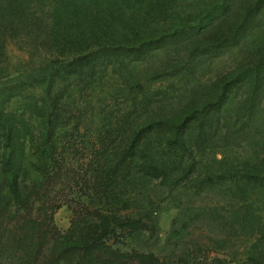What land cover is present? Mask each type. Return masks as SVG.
I'll list each match as a JSON object with an SVG mask.
<instances>
[{
  "label": "rangeland",
  "instance_id": "1",
  "mask_svg": "<svg viewBox=\"0 0 264 264\" xmlns=\"http://www.w3.org/2000/svg\"><path fill=\"white\" fill-rule=\"evenodd\" d=\"M63 1H0V212L6 215L0 223L5 241L15 237L24 211L11 191L17 178L24 199L32 189L42 197L34 204L32 219L47 237L43 264H78L82 248L100 244L126 259L102 254L95 264H264V180L249 176L264 175V81L256 96L241 85H232L224 96L239 49L230 46L197 57L193 49L199 45L186 41L126 66L118 64L131 53H98L99 61L82 75L76 73L60 88L57 83L50 99L43 77L54 67L89 52L90 43H95L92 49L130 43L123 24L116 37L94 32L84 7L76 13ZM179 1L185 14L195 13L189 18L194 22L188 21L195 26L219 7L232 3L234 12L261 2ZM116 4L128 13L142 9L138 0ZM212 30L199 42L220 39L222 31ZM243 31L264 54V11ZM68 32L81 33L77 49ZM93 34L98 38L91 41ZM210 101L219 104L208 109ZM196 109L202 113L186 130L193 160L183 166L163 161L170 133H148L138 149H130L142 129L163 121L178 124ZM58 110L67 124L50 139L45 111ZM9 128L16 131L13 145L5 136ZM120 152L134 157L132 174L108 190L95 189L96 176L88 164L93 159L109 166ZM61 157L71 166L66 179L47 180L40 174L39 169ZM9 158L18 163L17 170L7 164ZM185 169L190 176L178 183ZM234 172L244 191L220 178ZM140 255L147 258L141 261Z\"/></svg>",
  "mask_w": 264,
  "mask_h": 264
},
{
  "label": "trees",
  "instance_id": "2",
  "mask_svg": "<svg viewBox=\"0 0 264 264\" xmlns=\"http://www.w3.org/2000/svg\"><path fill=\"white\" fill-rule=\"evenodd\" d=\"M117 1L119 0L63 1V4L70 5L76 13L84 7V11L90 14L89 19L91 18L88 20V25H90L88 28L92 29L94 32H101L105 35H109V37H116V35L121 32L120 28L123 24L124 28L128 30L125 36L130 40V43H112L103 47L104 49L102 47H99L101 49H92L95 43H90L91 50L89 52L87 51L84 54L80 53L81 55L76 59H72V61H68L65 66L54 67L53 72L48 75V77H43L44 82L47 84L46 91L50 99H52V89L54 90L56 88L57 83L59 87L60 84L63 85L64 82H70V80L74 79L76 73L77 75H82L87 67H91L99 61L100 58L96 56L98 53L103 51H124L131 53L132 55H128L124 63L118 64L119 66H126L141 59L146 60V58L152 57L156 50L162 49L166 45H174L186 41L193 42L196 46L199 45L193 49L197 57L200 54L216 52L230 46H235L239 49L240 57L233 68V73H231L228 78L231 80V83L224 92V96H226L228 89L232 85L247 86L250 94L252 93L253 96L258 92L259 88H262L264 81V54L258 48L251 46L243 30L252 18L255 19L257 14L264 11V0L255 4L253 8L247 5H241L237 7L234 12H232L234 9L232 3L223 9H221V7L214 9L215 7H213L212 9H214V11H209L211 12L209 14L210 16L206 17V19L197 26L192 25V23L189 24L190 22H194L189 20L190 15L195 13L191 12L185 14V12L182 11L184 9L179 7V0H138L142 4V9L139 13H128V9L116 4ZM226 2L228 4V1ZM63 4L60 6V10L65 12ZM234 14L236 17L233 21H230V19L234 17ZM114 15H117L118 18L113 17ZM62 19L64 18L62 17ZM118 21L121 25L116 23ZM221 24H223V26L220 27V29L218 26ZM181 26H183V28H180ZM215 27L216 31H222V33H220L222 34L220 35V39L219 37L217 39L209 38L204 42H199L203 35L205 38L211 35L214 32L212 29ZM88 28L86 27L87 30ZM217 28L219 29L217 30ZM54 29L57 30V27ZM93 35L91 41L98 38L96 34ZM67 38L70 40V45H74V49L82 45L76 41L77 38H81V33L79 35L75 32H68ZM105 60L112 61V58L105 57ZM189 65L185 67L187 70L189 69ZM95 66L97 67V65ZM98 67L95 72L98 71ZM57 90L59 91L60 89L57 88ZM218 102L219 101H210L206 104V108L212 109L219 104ZM59 111L60 110L54 113L45 111L47 112V114H45V130L50 139L56 136L58 128L67 124V121H61L62 119H60ZM201 113L202 109H196L190 116L186 117L178 124L166 121L151 124L139 132L138 137L130 149L132 150L136 147L138 149V146L144 138L143 136H146L148 133H170L171 137L165 143L166 148L162 149L161 152L162 159L164 162L170 163L171 165L183 166L185 162L194 159V148L186 137V130L193 121L198 119ZM15 132L16 131L12 128L5 131V136L11 145L14 143ZM122 154V152L118 153L116 157L117 161L112 162L109 166H102L100 163H94L93 159L91 160L88 164V168L94 169L92 175L94 174V176H96L93 183L95 189L108 190L117 185L124 176L132 174L136 161L134 157L128 159L124 154L123 157L119 159L118 157ZM64 160V157L54 159V163L48 169H39L41 170L40 174L43 177L45 176L47 180L53 179L61 181L66 179L67 176L70 175L71 166H66ZM7 164L13 169L17 170L19 168L17 167L18 163H14L10 158ZM185 170L184 174L179 178L178 183L184 182L190 176L191 170ZM11 172L13 173L12 170ZM249 176L250 180H264V175L262 174H249ZM216 178H218V176ZM220 178H225L226 181L229 180L233 185L235 184V187H238L239 191H244L239 181L241 178L239 173L234 172L231 175H223ZM34 190L35 189H32L31 194L24 199V193L17 178L11 186V191L19 206V210L22 209L24 211H18L21 212L19 215H22V220H19L18 224L15 226V237L13 239L8 237L5 241V229L1 230L0 223V264H43L41 256L45 248L47 237H45L43 227L40 228L41 224H38L37 221L32 219V214L34 212L32 209L35 207V202L39 199L42 200L38 191ZM0 216L3 217L2 220H4V216L6 215L0 212ZM20 229H23L25 233L22 234V230ZM95 249H98L97 253H95ZM82 250L83 252H80L78 264H95L98 262V257L102 256V254L109 255L117 260L126 259L125 255H116L114 251H111L110 248L103 244L97 247L86 246L82 248ZM137 257L141 261L147 258L143 255Z\"/></svg>",
  "mask_w": 264,
  "mask_h": 264
}]
</instances>
